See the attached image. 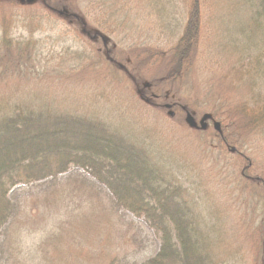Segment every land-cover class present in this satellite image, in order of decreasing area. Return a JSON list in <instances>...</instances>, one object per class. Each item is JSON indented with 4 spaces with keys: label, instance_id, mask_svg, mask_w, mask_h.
Instances as JSON below:
<instances>
[{
    "label": "trees",
    "instance_id": "trees-1",
    "mask_svg": "<svg viewBox=\"0 0 264 264\" xmlns=\"http://www.w3.org/2000/svg\"><path fill=\"white\" fill-rule=\"evenodd\" d=\"M180 1L183 5L172 4L171 0H146L143 8L157 11L164 6L159 13L169 16L172 14L165 9L168 7L165 3L169 2L173 9L187 12L183 34L177 35V43L168 57L166 53L147 46L128 51L136 63L134 67L141 71L156 55H162L161 60L171 63L164 75L150 82L151 87L162 81L171 82L181 78L190 64L189 59L199 42L202 29L211 26L214 38L213 19L219 9L213 11L211 16L206 10L208 0ZM15 2L21 1L0 0V3ZM46 3L50 14H57L78 25L77 39L88 41L83 46L89 52L80 54L90 61L70 65L68 70L71 74L78 73L77 77L90 81L99 79L95 76L99 72L95 71H100L105 63L121 69V62L113 54L115 48H110L105 40V35L109 36L115 28L128 27L127 23L131 21L126 14L116 13L117 9L122 10L119 4L116 7L113 0H87V13L95 15L91 22L93 26L83 16L69 13L64 6H48ZM219 6L227 10L231 18L227 21H232V24L225 27V41L217 42L215 48L219 50V46L223 45L231 55L227 60H235L237 56L240 67L244 66L242 59L248 50L257 52L256 49L260 48L257 55L263 56L264 0H219ZM166 23L170 25L169 21ZM7 29V25H4L0 36V74L3 73L0 81L4 86H16L11 92L0 93V237L3 232L0 264H121L123 257L132 250V243L138 244V239L142 238L140 228L127 218L129 215L142 219V223L150 227L160 240L155 256L132 264H218V256L204 250L209 241L195 229L193 211L199 200L193 199L191 193L183 190L179 184L167 181L158 172L161 171L160 160L156 156L162 153L161 148L165 146L162 138L158 144L155 143L157 139L149 136H145L142 142L130 141L127 138L129 134L122 132L117 125H104L98 116L93 117L89 111L77 113L61 107L60 98L50 93L48 84L41 87L37 82L34 88L40 92L32 91V87L29 88L24 82L19 84V79L28 81L27 78L34 73L35 56L43 49L37 40L31 42L33 34L15 39L8 36ZM173 29L168 28L171 32ZM239 35L242 36L240 40L237 39ZM244 38L249 41L247 44L242 41ZM261 41L263 43L260 44ZM238 50L244 54L236 55ZM249 63L256 68L246 71V78L238 69L235 74L242 76L240 80L245 78L243 82L253 91L256 89L253 83L258 81L260 91L255 92L257 100L254 96L253 109L244 105L234 108L232 114L239 130H235V123L227 116L223 119L224 113L216 115L211 111L212 118L221 122V132H216L220 144L234 147L236 154L241 144L238 131L257 134L261 140L260 147L264 148V91H261L264 76L261 82L257 78L259 74L264 75V65L261 68L264 63L252 58ZM58 64L53 63V67L60 66ZM9 68H25L31 72L26 76L15 73L18 82L11 84L7 82L11 76L5 74ZM123 71L131 77L137 97L155 106L157 98L151 92V87L142 83L135 71L129 68ZM100 73L101 78H107L103 71ZM86 74L88 77H85ZM57 76H63V73ZM260 92L262 96L258 95ZM261 150L264 152V149ZM71 166L75 169L67 173ZM250 167L249 161L241 173L245 179L254 180L249 172ZM79 169L82 171L79 172ZM262 170V175L255 181L264 188V168ZM165 172L164 175L174 176L173 171ZM27 207L30 208L28 215ZM35 218L40 221L48 218L46 221L53 224L47 237L37 245L38 251L33 256L27 248L29 246L23 248L17 240L20 238L19 230L29 228ZM255 229L261 230L256 255H260L259 262L264 264V220ZM212 241V246H216L217 243ZM123 245L126 253L119 255L118 251L120 247L124 248ZM74 246L79 247L74 249ZM215 246L214 249H218ZM118 247L117 256L114 252Z\"/></svg>",
    "mask_w": 264,
    "mask_h": 264
},
{
    "label": "rangeland",
    "instance_id": "rangeland-1",
    "mask_svg": "<svg viewBox=\"0 0 264 264\" xmlns=\"http://www.w3.org/2000/svg\"><path fill=\"white\" fill-rule=\"evenodd\" d=\"M46 1L48 2L32 0V2L21 1L15 4L0 3V36L3 26L7 25L9 37L18 39L33 34L31 42L35 43L37 40L43 49V52L35 56L37 61L33 64L34 73L27 78L28 81L19 79V84L24 82L29 85V88L32 87V91L36 90L34 86L37 82L41 84V87L48 84L50 93H55L60 98L61 107L77 113L89 111L93 117L98 116V120L104 125L109 123L117 125L122 132L129 134L127 138L130 141L142 142L145 136H149L148 138L157 139L155 143L158 144L162 138L165 146L161 148L162 153L156 156L160 160L161 171L158 172L167 181L179 184L183 190L191 193L193 199L199 200L195 205L193 217L194 221L196 220L195 229L209 241V245L204 250L217 255L218 264H261L260 255H256L260 247L258 243L261 230L255 227L264 220V188L255 180L259 179L258 177L262 175L260 171L264 168V152L261 150L264 148L260 147L261 140L257 134H242L239 131L238 139L241 144L238 145L237 154L232 151L234 147L220 144L216 132L220 133L214 129L213 123L218 122L220 126L221 122L217 118H212L211 111H214L216 115L224 113L223 119L227 116L228 120L235 123L233 124L235 130H239L237 120L232 113L238 105H244L249 109L254 108V96L257 100L255 92L259 89L258 81L253 83L256 85L254 91L243 81L247 77L245 72L256 68L254 64L249 63L251 58L253 61L257 59L264 63V48H261L263 56L257 55L260 48L256 49L257 52L248 50L245 54L238 50L236 55L241 56L242 53L245 56L242 59L243 67H240L238 63L240 58L237 56L235 60L230 58L228 61L231 55L224 46H219V50L215 46L220 41H225L227 37L225 27L230 26L232 21H227L231 18L228 17L227 10L219 6V0H208L206 10L211 16L213 11L219 9V11L216 10L217 13L213 19L214 38L211 26L205 30L202 29L199 42L189 59L190 64L185 68L181 78L171 82L162 81L159 85L151 87L150 82L164 75L171 63L161 60L162 55H156L141 71L140 68L134 67L136 63L128 51L131 48L147 46L152 50L166 53L168 57L177 43V37L183 34L184 23L188 18L185 10H175L172 4L183 5V2L171 0L172 4L165 3L168 5L165 9L172 15L162 16L164 13L159 11L164 6L157 11H152L150 7H148L150 10L143 9L146 0H115L116 3L113 0V5L117 7L119 4L122 8V10L117 9L116 13L126 14L127 19L131 20L127 23L128 27L115 28L116 30L109 36L105 35L108 46L119 50L118 53L113 50V54L117 61L121 62L119 63L122 65L121 69L119 67L115 69L112 65L105 63L100 71H103L104 77L107 78H101L102 75L98 69L95 72L99 73L95 76L99 79L82 80L81 77H77L78 73L71 74L68 69L70 65H75V62L82 65L90 61L80 54L89 52V49L83 46V43L87 45L88 41L77 39L78 25L74 21L71 23L68 19L60 18L57 14H50L45 3L48 6H64L69 13L83 16L88 24H92V17L95 15L91 16L87 13V0ZM168 21L170 25L166 23ZM169 27L175 30L171 32V29V31L168 30ZM241 37L239 35L237 39L240 40ZM242 41H246V44L249 42L245 38ZM263 42L261 41L260 44ZM68 45H70L69 48ZM242 48H244L243 45ZM230 50L233 49L230 47ZM58 62L60 66L54 68L53 63ZM127 68L135 71L136 77H139L142 83L149 85L148 88L151 87V92L157 98L155 106L137 97L131 77L123 71ZM20 69L9 68L5 72L8 77L11 76L7 82L16 84L18 78L15 73L26 76L31 72L25 68ZM237 69L242 76H245L243 80H240L241 75L235 74ZM61 73L63 76H57ZM263 76L258 75L259 82ZM85 77H88L87 74ZM15 86H4L0 81V93L11 92ZM36 91L40 92L38 88ZM261 91H264L263 84ZM262 94L260 92L258 95L262 96ZM166 105L171 106L166 108ZM181 108L186 110L182 111ZM169 112L173 115L169 116ZM185 112L193 116L196 124H199L204 114L211 115V121L206 122L204 129L192 128L185 122ZM223 123L226 125L225 122ZM229 129V127L226 128L227 131ZM249 161L251 163L249 172L254 180L245 179L241 173ZM173 167L176 169H172ZM74 169L71 166L67 173ZM81 171L79 169V172ZM165 171H173L174 176L164 175ZM29 209L26 208V215ZM127 218L140 228L142 238L138 239V244L132 243V250L123 257L124 262L121 264L141 263L155 256L160 244L157 234L150 227L145 226L139 217L129 215ZM46 220L40 221L35 218L29 228L19 230L18 244L23 248L29 246L27 248L30 252L32 251L33 256L34 252L38 251L37 245L47 237L48 230L52 228L53 223ZM46 222L49 224L41 228ZM37 225L39 228H36ZM4 229L5 226L3 231ZM2 240L3 232L0 242ZM212 240L217 243L214 246L218 249H214ZM78 247L74 246V249ZM118 249L119 247L115 249V255ZM125 250V246L120 247L119 255L125 254Z\"/></svg>",
    "mask_w": 264,
    "mask_h": 264
},
{
    "label": "water",
    "instance_id": "water-1",
    "mask_svg": "<svg viewBox=\"0 0 264 264\" xmlns=\"http://www.w3.org/2000/svg\"><path fill=\"white\" fill-rule=\"evenodd\" d=\"M20 1L32 2V0H20ZM169 107H170V105H166V108H169ZM168 114H169V116H172L173 115L172 112H169ZM209 118H211V115H209V114H204L202 116V118L199 121V127L201 129H204L205 128L206 120H208ZM185 122L187 123L188 126H190L192 128L197 127V124H196L193 116L189 112H186V114H185ZM213 126H214V129L216 131H218V132L220 131V127H219V123L218 122H214V125ZM234 150L235 149L232 148V151H234Z\"/></svg>",
    "mask_w": 264,
    "mask_h": 264
},
{
    "label": "flooded vegetation",
    "instance_id": "flooded-vegetation-1",
    "mask_svg": "<svg viewBox=\"0 0 264 264\" xmlns=\"http://www.w3.org/2000/svg\"><path fill=\"white\" fill-rule=\"evenodd\" d=\"M171 106V105H170ZM182 109V108H181ZM186 113V112H185ZM209 121H211V118H209L208 119ZM208 120H206V122L208 121ZM214 124V123H213ZM197 127H199V124H197ZM197 127H195V128H197ZM214 127V126H213ZM220 127V126H219ZM200 128V127H199ZM205 128H206V125H205ZM201 129V128H200ZM221 131V130H220ZM220 131H219V133H220Z\"/></svg>",
    "mask_w": 264,
    "mask_h": 264
}]
</instances>
